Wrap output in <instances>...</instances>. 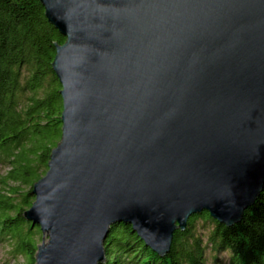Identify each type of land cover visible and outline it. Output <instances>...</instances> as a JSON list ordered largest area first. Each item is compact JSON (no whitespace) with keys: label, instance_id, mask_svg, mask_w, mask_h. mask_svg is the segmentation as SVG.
<instances>
[{"label":"water","instance_id":"1","mask_svg":"<svg viewBox=\"0 0 264 264\" xmlns=\"http://www.w3.org/2000/svg\"><path fill=\"white\" fill-rule=\"evenodd\" d=\"M65 39L61 139L23 217L35 264H103L110 228L160 258L264 188V0H38Z\"/></svg>","mask_w":264,"mask_h":264},{"label":"trees","instance_id":"2","mask_svg":"<svg viewBox=\"0 0 264 264\" xmlns=\"http://www.w3.org/2000/svg\"><path fill=\"white\" fill-rule=\"evenodd\" d=\"M64 43L38 0H0V158L11 166L1 184L16 185L7 196L0 195V236L28 264H35V231L40 229L23 215L34 202L32 187L46 174L61 139V87L51 65L55 47ZM21 188L29 191L21 194ZM207 225L211 231L202 237L199 228ZM104 251L103 264H206L207 251L214 257L226 254L227 264H264V188L232 228L206 213L190 218L186 230L173 235L165 258L145 248L123 224L110 228Z\"/></svg>","mask_w":264,"mask_h":264},{"label":"rangeland","instance_id":"3","mask_svg":"<svg viewBox=\"0 0 264 264\" xmlns=\"http://www.w3.org/2000/svg\"><path fill=\"white\" fill-rule=\"evenodd\" d=\"M25 106V102H22L20 104L19 110L23 109ZM18 110V111H19ZM7 160H3L0 158V195L7 196L9 193V190H12L16 187V185L8 184V187H3L1 184L5 178V176L10 172L11 166L10 164H7ZM29 188H21L20 192L25 193L28 192ZM28 210H26L27 212ZM25 227V226H24ZM208 225L203 229L199 231L200 235L204 237L207 235L211 230H208ZM28 229V228H26ZM31 230V228H30ZM37 233V237L35 238L36 243L38 246L41 245L42 239L46 242L48 240L47 235H43L40 233V231H35ZM0 264H28L27 260H25L21 256H17L16 254H13V244L12 242L4 241V239L0 236ZM206 264H227V255L222 254L217 257H214L212 253L207 251L206 255Z\"/></svg>","mask_w":264,"mask_h":264}]
</instances>
